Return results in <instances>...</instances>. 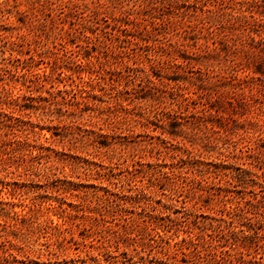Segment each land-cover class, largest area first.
<instances>
[{
    "label": "rangeland",
    "instance_id": "rangeland-1",
    "mask_svg": "<svg viewBox=\"0 0 264 264\" xmlns=\"http://www.w3.org/2000/svg\"><path fill=\"white\" fill-rule=\"evenodd\" d=\"M0 264H264V0H0Z\"/></svg>",
    "mask_w": 264,
    "mask_h": 264
}]
</instances>
